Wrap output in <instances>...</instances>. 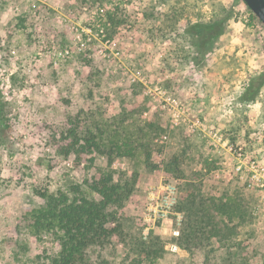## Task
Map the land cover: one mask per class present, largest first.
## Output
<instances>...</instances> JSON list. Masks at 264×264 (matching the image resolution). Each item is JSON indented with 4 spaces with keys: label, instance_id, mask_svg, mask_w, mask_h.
<instances>
[{
    "label": "rangeland",
    "instance_id": "374dc122",
    "mask_svg": "<svg viewBox=\"0 0 264 264\" xmlns=\"http://www.w3.org/2000/svg\"><path fill=\"white\" fill-rule=\"evenodd\" d=\"M220 9L232 14L224 34L198 56L186 29ZM251 15L241 0H0V264H50L59 244L50 233L34 232L32 212L45 206L39 193L57 195L79 184L94 197L86 183L98 180L100 170L114 171V179L136 177L116 209L122 235L111 238L103 258L119 264L132 237L156 236L166 254L157 264H178L189 257L176 242L185 222L178 209L182 177L203 168L199 179L212 195L238 191L252 206L255 231L244 253L247 264H264V198L215 180L219 161L196 129L230 137L237 128L233 143L264 161V94L246 107L239 102L250 78L264 72V27ZM146 122L156 130L151 153L81 149L87 133L98 131L105 145L133 144L134 130ZM184 145L202 158L182 161L173 174L168 161ZM168 183L176 187L175 204L152 226L147 205L154 208ZM191 259L203 264L197 252Z\"/></svg>",
    "mask_w": 264,
    "mask_h": 264
},
{
    "label": "trees",
    "instance_id": "16d2710c",
    "mask_svg": "<svg viewBox=\"0 0 264 264\" xmlns=\"http://www.w3.org/2000/svg\"><path fill=\"white\" fill-rule=\"evenodd\" d=\"M231 15L229 11L220 9L207 23L197 22L187 27L190 45L196 49L198 56L204 57L216 47ZM108 18L117 23L118 19H113L114 15H108ZM263 92L264 72L250 78L239 102L243 104L242 107H246L261 100ZM261 101L264 106V101ZM155 133L154 125L146 122L142 128L134 130L133 144L125 143L124 140H109L105 145L102 139L104 131H98L97 134L88 132L81 149L90 148L96 152L107 149L118 156L126 154L127 157H132L137 149L147 148L150 152ZM152 134L154 135L150 137ZM145 135L147 138H143ZM238 136L236 128L229 138L236 142ZM191 149L192 146L184 145L181 152L168 161L167 167L173 174L179 172L182 161H198L202 158L201 154L198 156ZM150 153L147 154V159ZM209 160L211 162L208 167L213 170L217 160L215 157ZM111 162L108 161V164L111 165ZM100 172L98 180L86 183L88 192L94 197L86 195L79 184H72L57 195L39 193L45 200V206L32 212L34 232L50 233L59 244L58 253L48 258L50 264H111L103 258L101 251L110 244L112 237L122 235V217L117 214L116 209H121L130 196L136 177L134 174L128 178L119 175L114 179V171ZM202 172L204 174V168L199 174ZM199 174L188 173L182 177L178 209L183 213L185 222L176 242L179 251L189 257H183L177 263L192 264L190 259L197 252L201 255L203 264H247L248 257L244 250L255 231L252 206L240 198L238 191L232 196L223 193L220 197H215L211 188L201 181V177L199 179ZM221 252L223 256L219 255ZM165 255L163 243L158 237L153 236L146 242L132 237L130 254L121 257L119 264H157L165 259Z\"/></svg>",
    "mask_w": 264,
    "mask_h": 264
},
{
    "label": "built area",
    "instance_id": "2783aa9c",
    "mask_svg": "<svg viewBox=\"0 0 264 264\" xmlns=\"http://www.w3.org/2000/svg\"><path fill=\"white\" fill-rule=\"evenodd\" d=\"M247 86V84H246ZM204 139L206 149L216 154L219 161L218 168L214 171L215 180L221 184L235 183L241 191L260 194L264 198V161H259L245 150L244 145L234 144L229 137L220 130L205 131L196 127ZM162 194L158 195L154 203H148L147 211L154 213V223L166 220L175 204L176 187L168 183L162 187ZM153 200V197L151 198ZM176 216L175 224H180V215ZM149 228L146 229L148 231ZM173 236L179 235L178 230L173 231Z\"/></svg>",
    "mask_w": 264,
    "mask_h": 264
},
{
    "label": "water",
    "instance_id": "95a60500",
    "mask_svg": "<svg viewBox=\"0 0 264 264\" xmlns=\"http://www.w3.org/2000/svg\"><path fill=\"white\" fill-rule=\"evenodd\" d=\"M264 27V0H241Z\"/></svg>",
    "mask_w": 264,
    "mask_h": 264
}]
</instances>
